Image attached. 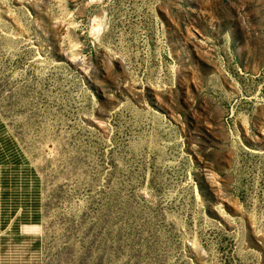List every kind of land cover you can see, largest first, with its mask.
Segmentation results:
<instances>
[{
  "label": "rangeland",
  "instance_id": "374dc122",
  "mask_svg": "<svg viewBox=\"0 0 264 264\" xmlns=\"http://www.w3.org/2000/svg\"><path fill=\"white\" fill-rule=\"evenodd\" d=\"M0 264H264V0H0Z\"/></svg>",
  "mask_w": 264,
  "mask_h": 264
}]
</instances>
